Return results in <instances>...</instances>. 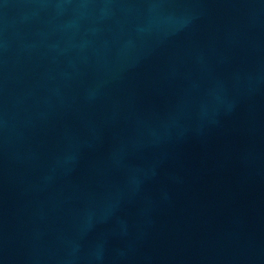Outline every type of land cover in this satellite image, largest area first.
<instances>
[{"label": "water", "instance_id": "1", "mask_svg": "<svg viewBox=\"0 0 264 264\" xmlns=\"http://www.w3.org/2000/svg\"><path fill=\"white\" fill-rule=\"evenodd\" d=\"M0 264H264V0H0Z\"/></svg>", "mask_w": 264, "mask_h": 264}]
</instances>
